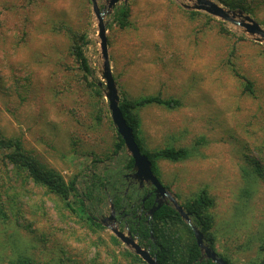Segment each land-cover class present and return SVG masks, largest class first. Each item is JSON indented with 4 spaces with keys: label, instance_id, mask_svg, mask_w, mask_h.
I'll return each instance as SVG.
<instances>
[{
    "label": "rangeland",
    "instance_id": "rangeland-1",
    "mask_svg": "<svg viewBox=\"0 0 264 264\" xmlns=\"http://www.w3.org/2000/svg\"><path fill=\"white\" fill-rule=\"evenodd\" d=\"M122 2L129 13L120 27L112 19ZM247 2L253 9L247 14L264 28V0ZM192 3L119 0L108 10V0H97L106 10L110 68L120 98L178 101L174 108L133 109L146 150L188 149L180 161L155 159L159 180L178 203L205 189L214 199L215 251L232 264H258L264 239V41L181 6ZM60 23L85 36L92 76L103 83L90 0H0V128L68 183L92 160L106 161L117 137L103 91L95 92L68 38L53 29ZM0 175V264H13L18 253L34 264H147L106 226L113 223L80 219L58 195L11 166L0 163Z\"/></svg>",
    "mask_w": 264,
    "mask_h": 264
},
{
    "label": "trees",
    "instance_id": "trees-1",
    "mask_svg": "<svg viewBox=\"0 0 264 264\" xmlns=\"http://www.w3.org/2000/svg\"><path fill=\"white\" fill-rule=\"evenodd\" d=\"M220 2L231 9L240 8L246 13L253 12L247 0H220ZM128 13L129 6L127 3L117 4L113 9L112 22L123 27L127 24ZM53 29L57 32H63L68 38L71 47L70 52L76 59L79 68L85 77H89V83L95 92L102 96L103 87L99 85L96 78H93V70L84 55L83 47L87 43L85 36L72 30L65 23L54 25ZM221 29L226 30L225 28ZM234 71L236 72V70ZM236 75L238 74L236 73ZM245 87L249 93L253 92L251 82L246 81ZM147 104H160L174 108L178 101L164 99L159 95H146L135 99L120 98L119 106L122 114L133 130L137 145L152 162V170L158 177L156 158L180 161L188 157L189 152L185 147L167 146L154 152L143 147L137 133L138 119L133 113V109ZM107 112L110 115L108 107ZM114 131L117 142L112 155L107 157L106 161L92 160L85 172L78 177L75 176L68 183L58 171L41 163L33 154L25 151L20 138L7 137L1 128L0 163L4 167L11 166L16 174L24 180H29L48 192L58 195L65 204L64 206H67L80 219L99 225L98 222L104 209L107 208L110 211V205H112L114 211L119 212L117 218L126 213L130 214L134 208L140 206L141 199L147 190V188L142 190L137 184H131L127 189L125 174L132 169L133 160L126 153L123 139L115 127ZM152 197L144 201V208L148 209L152 206ZM132 204L133 206H131ZM179 204L189 215L192 223L203 233L204 243L215 250V236L211 231L212 215L209 211L214 205L213 197L205 189H202L192 199ZM73 205L75 206L73 207ZM123 208H125L124 211H121ZM0 212L3 213L2 210ZM136 214L137 212L134 211L128 215L126 219L127 228L137 237L142 246H150V252L155 255L159 264H215L202 255L192 230L171 204H163L154 212L148 222L144 221L145 218L138 219ZM259 250L261 256L258 264H264V239L259 244ZM218 255L224 258L228 264H232L226 257L219 253ZM134 257L139 258L137 255ZM12 263L34 264L31 257L24 253H18Z\"/></svg>",
    "mask_w": 264,
    "mask_h": 264
},
{
    "label": "water",
    "instance_id": "water-1",
    "mask_svg": "<svg viewBox=\"0 0 264 264\" xmlns=\"http://www.w3.org/2000/svg\"><path fill=\"white\" fill-rule=\"evenodd\" d=\"M92 4V10L97 18V30L100 45V55L102 59L101 77L104 80L103 83L99 82V85L104 86L103 93L108 102V109L110 111L111 121L123 139L126 153L132 158V173L129 175L140 182H148L154 186L156 205L149 209V218L151 219L154 212L162 206L163 203L171 204L178 212L180 217L192 230L196 243L200 251L204 256L210 259L215 264H228L224 258L218 255V253L204 243L203 233L194 225L189 215L184 211L182 205L178 203L175 197L167 190V188L161 183L158 177L152 170V162L150 159L141 152L137 145L132 128L127 124L122 111L119 106L120 97L116 86L115 79L113 77L107 49V36L106 25L103 21V16L106 10L100 9L97 4V0H90ZM119 0H108L107 9L114 7ZM183 8L201 10L212 16L218 17L222 20L230 21L235 25L243 27V31L249 35L254 36L257 41H264V28L250 15L245 13L240 8L231 9L224 7L214 0H193L191 5L181 4ZM110 214L107 217L108 220L114 219V209L110 205ZM106 225V224H105ZM117 238H119L127 247H129L136 255H138L147 264H159L155 255L150 253L148 247H143L138 239L131 233L126 227L124 230L119 229L118 225L113 222V225H106Z\"/></svg>",
    "mask_w": 264,
    "mask_h": 264
},
{
    "label": "flooded vegetation",
    "instance_id": "flooded-vegetation-1",
    "mask_svg": "<svg viewBox=\"0 0 264 264\" xmlns=\"http://www.w3.org/2000/svg\"><path fill=\"white\" fill-rule=\"evenodd\" d=\"M130 173H132V169L128 170V171L126 172V174H125V179H126V181H127V189H128V186L131 185V184H137V185L139 186V188H141L142 190L145 189V188H147L145 196L141 199L140 206L134 208V210H133L132 212L136 211V212H137L136 216H137L138 219L141 220V218H145L144 221H145V222H148V220H150L148 211H149L150 208H152L154 205H156L154 186H153L152 184L148 183V182H142V183L140 184L139 181L133 179V178L129 175ZM152 196H153V197H152ZM150 197H152V200H153V201H152V202H153L152 206H151L150 208H148V209H147V208H144V205H143L144 201H145L146 199L150 198ZM163 204H165V203H163ZM163 204H162V205H163ZM131 206H133V204H132ZM124 209H125V208H123L121 211H124ZM132 212H131L130 214H127V213H126V214H123L121 217L117 218L119 212L114 211L115 220H114V219L108 220L107 217L109 216L110 211H109L108 215H104V214L102 213L101 216H100L99 222H104V221L109 222V223H110V222H111V223L114 222V223L118 224V226H120V227L122 228L121 230H123V229H125V228L127 227V224H128V223H127L126 219H127L128 215H131V214H132ZM119 229H120V228H119ZM134 236H135V235H134ZM135 237H136V236H135ZM136 238H137V237H136ZM143 247H146V246H143ZM147 247H148L149 250H150V246H147ZM150 253H151V252H150ZM201 253H202V252H201ZM151 254H152V253H151ZM152 255H154V254H152ZM202 255H204V254L202 253Z\"/></svg>",
    "mask_w": 264,
    "mask_h": 264
}]
</instances>
